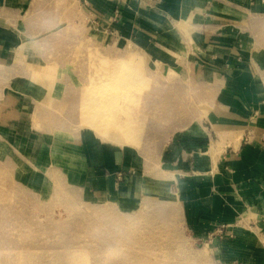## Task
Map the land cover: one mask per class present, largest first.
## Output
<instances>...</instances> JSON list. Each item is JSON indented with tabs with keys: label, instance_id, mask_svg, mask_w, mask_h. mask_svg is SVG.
Returning a JSON list of instances; mask_svg holds the SVG:
<instances>
[{
	"label": "rangeland",
	"instance_id": "374dc122",
	"mask_svg": "<svg viewBox=\"0 0 264 264\" xmlns=\"http://www.w3.org/2000/svg\"><path fill=\"white\" fill-rule=\"evenodd\" d=\"M30 3L15 16L0 8V51L15 38L17 53L23 45L28 60L52 64L56 81L43 90L55 129L29 137L0 120V264H226L187 224L182 170L170 163L175 136L166 126L192 123L203 108L176 86L183 84L176 65L189 58L175 39L124 35L87 0ZM62 45L78 51L44 53ZM13 82L6 95L36 107ZM166 109L186 118H152ZM124 176L133 177L127 189Z\"/></svg>",
	"mask_w": 264,
	"mask_h": 264
},
{
	"label": "crops",
	"instance_id": "0c3cea01",
	"mask_svg": "<svg viewBox=\"0 0 264 264\" xmlns=\"http://www.w3.org/2000/svg\"><path fill=\"white\" fill-rule=\"evenodd\" d=\"M31 1L0 0V8L15 16L20 5L27 3L29 8ZM45 1L38 0L39 5ZM87 1L102 22L120 33L150 40L175 39L174 46L189 58L176 65L183 82L176 86L192 92L203 105L202 111L192 123L165 128L175 136L170 163L182 170L178 189L186 222L220 262L264 264V0ZM15 45L14 38L0 51V120L13 121L16 129L25 127L29 137L39 135L40 130L53 136L55 118L48 115L51 108L44 107L52 103L45 99L43 88L56 81L54 68L37 58L28 60L24 46L20 45L19 54ZM73 49L78 51L62 45L44 53L57 57L71 55ZM8 81L32 96L36 107L27 96L8 97L4 89ZM67 82L73 87L72 79ZM170 85L175 87V81ZM167 98L168 103L174 102L171 96ZM179 113L155 111L152 118H186ZM120 178L127 189L133 177ZM158 182L165 185L166 179ZM160 195L171 202L163 191ZM172 200L181 216L180 205Z\"/></svg>",
	"mask_w": 264,
	"mask_h": 264
},
{
	"label": "bare ground",
	"instance_id": "6f19581e",
	"mask_svg": "<svg viewBox=\"0 0 264 264\" xmlns=\"http://www.w3.org/2000/svg\"><path fill=\"white\" fill-rule=\"evenodd\" d=\"M100 125V124H99ZM102 130H104V128H102ZM162 187H163V185H162ZM168 195V198H167V200L170 202H173V196L172 195H170L169 193L167 194ZM167 202V201H166ZM170 202V203H171ZM159 207H161V206H159ZM175 207H177V206H175ZM158 209H160V208H158ZM164 209V208H163ZM161 210H162V208H161ZM164 210H166V209H164ZM176 210V209H175ZM160 211V210H159ZM164 212V211H163ZM152 214V213H151ZM166 214V213H165Z\"/></svg>",
	"mask_w": 264,
	"mask_h": 264
}]
</instances>
